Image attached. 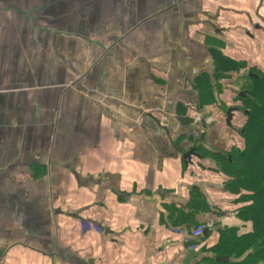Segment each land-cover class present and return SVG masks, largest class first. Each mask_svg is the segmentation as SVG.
Returning a JSON list of instances; mask_svg holds the SVG:
<instances>
[{
	"label": "crops",
	"instance_id": "obj_1",
	"mask_svg": "<svg viewBox=\"0 0 264 264\" xmlns=\"http://www.w3.org/2000/svg\"><path fill=\"white\" fill-rule=\"evenodd\" d=\"M212 48L264 73V0H0V264L202 263L237 208L232 123L181 121Z\"/></svg>",
	"mask_w": 264,
	"mask_h": 264
},
{
	"label": "trees",
	"instance_id": "obj_2",
	"mask_svg": "<svg viewBox=\"0 0 264 264\" xmlns=\"http://www.w3.org/2000/svg\"><path fill=\"white\" fill-rule=\"evenodd\" d=\"M211 55L212 71L207 72L206 79H196L200 96L204 95L209 100L208 103H200L198 110L202 111L208 104H221V97L231 92L226 86L233 81L232 74L239 76L237 80L244 85L241 92L245 96L237 95L239 98L233 101L232 106L240 109L231 122V129L239 135V146L233 147L229 154L216 155L220 169L228 178L227 190L236 198L233 203L237 207L234 210L236 223L219 229L218 242L205 249L207 254L201 264H264V73L257 69L244 73L241 66L248 68L244 62H238L216 48L211 49ZM250 73L258 77H250ZM232 107L225 109V118L227 110ZM237 115L242 125L235 124ZM181 121L191 123L193 118ZM256 244L260 246L258 252L253 251ZM217 257H225L229 261H217Z\"/></svg>",
	"mask_w": 264,
	"mask_h": 264
},
{
	"label": "rangeland",
	"instance_id": "obj_3",
	"mask_svg": "<svg viewBox=\"0 0 264 264\" xmlns=\"http://www.w3.org/2000/svg\"><path fill=\"white\" fill-rule=\"evenodd\" d=\"M242 67V70L244 71V73H246V71L248 72L249 71V68H247V69H245V67L244 66H241ZM242 73V72H241ZM246 74H248V73H246ZM232 76V78H233V81L231 82V84H230V86L228 85V86H226V88H228L227 90L228 91H231V92H226V94H225V97H222V99H221V104H219V103H215V104H213V105H211L210 107H207V108H212V110L213 111H211L210 113H209V115H207L208 117H210L209 118V120L210 121H212V120H214V122L215 121H219L218 119H222V117H224V114H225V109H227L228 107H232L233 105H234V100L236 101V98H239L237 95H238V93L239 92H241L242 90H241V88H243L244 87V85L242 86V84H241V80H237V79H239V76H237V75H234V74H232L231 75ZM236 76V77H235ZM198 77H196V79H197ZM197 83H198V81H196V85H197ZM202 84L204 85L205 84V81H203L202 82ZM205 86V85H204ZM203 100H204V102L205 103H208V99L206 100V99H204L203 98ZM201 105H199V107H200ZM199 107H197V109L195 108L194 110H193V113H191V111H190V115H189V117L190 118H193V121H194V123L196 122V120L198 121V122H201V120L203 119L201 116H200V110H198L199 109ZM208 114V113H207ZM198 117H200V118H198ZM237 121H235V124H243V122H242V120L240 121V119L241 118H239V116L237 115ZM241 117V116H240ZM204 120V119H203ZM234 137H239V135H236L235 133H233L231 130H229V134L227 135V138H228V140H230V139H232V138H234ZM224 154H227V152H225ZM193 171V170H192ZM194 172V171H193ZM222 187H223V184H222ZM224 188V187H223ZM226 191H227V195H229L231 198H232V201H231V203H234V200L236 199L235 198V196L234 195H232L228 190H227V188H226ZM237 197H239V196H237ZM228 203H226V205H227ZM225 205V206H226ZM221 207H224V206H221ZM221 210H224V209H221ZM221 212V211H220ZM219 212V213H220ZM219 213H217V214H219ZM200 244L199 243H193L192 244V247H197V248H199L200 249Z\"/></svg>",
	"mask_w": 264,
	"mask_h": 264
},
{
	"label": "water",
	"instance_id": "obj_4",
	"mask_svg": "<svg viewBox=\"0 0 264 264\" xmlns=\"http://www.w3.org/2000/svg\"><path fill=\"white\" fill-rule=\"evenodd\" d=\"M250 77H253V78H257L258 76L255 75V74H252L250 73L249 74ZM240 97H243L245 96V93L244 92H240L238 94ZM240 109L239 108H235V107H232V108H229L227 110V113H226V123L227 125L231 126V122L233 121V118H234V115L237 111H239ZM192 156H198V154L196 153V149L193 148L191 150H189L185 155H184V160H185V163L186 164H189V162L191 161V158ZM260 250V246L259 244H256L254 247H253V251L254 252H258ZM217 261H221V262H228L229 260L225 257H217L216 258Z\"/></svg>",
	"mask_w": 264,
	"mask_h": 264
},
{
	"label": "built area",
	"instance_id": "obj_5",
	"mask_svg": "<svg viewBox=\"0 0 264 264\" xmlns=\"http://www.w3.org/2000/svg\"><path fill=\"white\" fill-rule=\"evenodd\" d=\"M205 227H198L196 230H194L191 234L192 239H199L203 233H204Z\"/></svg>",
	"mask_w": 264,
	"mask_h": 264
}]
</instances>
